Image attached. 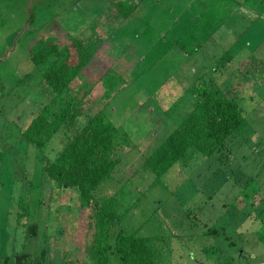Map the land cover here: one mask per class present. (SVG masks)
<instances>
[{"label":"rangeland","instance_id":"rangeland-1","mask_svg":"<svg viewBox=\"0 0 264 264\" xmlns=\"http://www.w3.org/2000/svg\"><path fill=\"white\" fill-rule=\"evenodd\" d=\"M77 36L95 52L63 96L126 132L99 190L128 210L121 226L153 237L154 264H264V72L252 74L264 61V0H0V264L88 262V209L43 171L64 129L42 148L21 134L51 99L31 53ZM200 82L239 95L244 123L226 149L188 152L156 178L144 156L191 109Z\"/></svg>","mask_w":264,"mask_h":264},{"label":"trees","instance_id":"trees-1","mask_svg":"<svg viewBox=\"0 0 264 264\" xmlns=\"http://www.w3.org/2000/svg\"><path fill=\"white\" fill-rule=\"evenodd\" d=\"M131 10L132 6L117 11L126 17ZM94 52L88 38L77 36L63 44L48 41L31 53L30 58L40 67L51 99L39 108L21 134L28 143L42 148L64 129L63 145L54 159L43 162V171L59 188H75L80 204L88 209V224L93 227L87 244L91 264H110V257L115 264H154L150 243L153 237L125 230L121 222L128 210L121 212L113 195L99 191L102 184L113 178L121 162L119 150L126 132L102 109L94 112L80 109L82 97L72 93L63 96ZM255 67L252 74L264 72V61L259 60ZM102 83L104 92L114 89V82L106 77ZM199 84L190 90L194 97L191 109L144 156V166L156 178L188 152L209 156L226 149L227 141L244 123L239 95L219 87L211 88L204 82ZM82 117L84 120L79 121Z\"/></svg>","mask_w":264,"mask_h":264},{"label":"crops","instance_id":"crops-1","mask_svg":"<svg viewBox=\"0 0 264 264\" xmlns=\"http://www.w3.org/2000/svg\"><path fill=\"white\" fill-rule=\"evenodd\" d=\"M118 12V11H117ZM111 16H113L112 14H111ZM119 16L121 17V18H123L122 17V15H120L119 14ZM121 163V162H120ZM120 163H119V165L117 166V168H116V170L119 168V166H120ZM107 183H109V182H107ZM107 183H104V184H102L101 186H100V188H99V190L100 189H102L103 188V186H105ZM101 192V191H100ZM103 195H106V192L105 193H102ZM65 255V254H64ZM64 255H62L61 256V258H60V263L59 264H72L71 262L69 263H66V261H68V260H75V258L74 257H71V256H69V257H66V256H64ZM87 255V254H86ZM85 254H84V256L82 257V259L83 260H88V262L87 263H83V264H91V261H90V257H89V255H87L86 256ZM21 259H22V257H18V258H16V261H15V264H23L22 262H21ZM24 259V258H23ZM45 259L46 258H44L43 257V255H42V253L40 254V260H44L45 261ZM42 263V262H41Z\"/></svg>","mask_w":264,"mask_h":264}]
</instances>
